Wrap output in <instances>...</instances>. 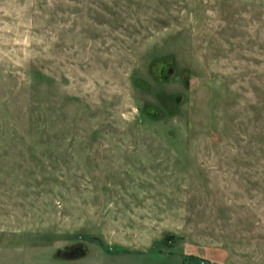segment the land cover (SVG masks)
<instances>
[{"label":"rangeland","instance_id":"rangeland-1","mask_svg":"<svg viewBox=\"0 0 264 264\" xmlns=\"http://www.w3.org/2000/svg\"><path fill=\"white\" fill-rule=\"evenodd\" d=\"M0 264H264V0H0Z\"/></svg>","mask_w":264,"mask_h":264}]
</instances>
